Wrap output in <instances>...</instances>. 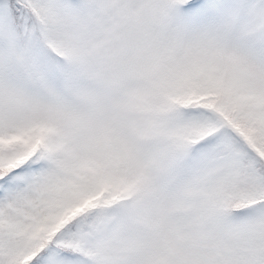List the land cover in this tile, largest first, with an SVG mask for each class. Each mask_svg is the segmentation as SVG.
Masks as SVG:
<instances>
[{
	"label": "snow or ice",
	"instance_id": "1",
	"mask_svg": "<svg viewBox=\"0 0 264 264\" xmlns=\"http://www.w3.org/2000/svg\"><path fill=\"white\" fill-rule=\"evenodd\" d=\"M0 264H264V0H0Z\"/></svg>",
	"mask_w": 264,
	"mask_h": 264
}]
</instances>
